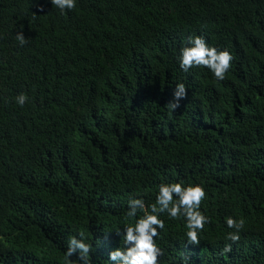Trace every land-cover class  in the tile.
Here are the masks:
<instances>
[{
	"label": "trees",
	"instance_id": "obj_1",
	"mask_svg": "<svg viewBox=\"0 0 264 264\" xmlns=\"http://www.w3.org/2000/svg\"><path fill=\"white\" fill-rule=\"evenodd\" d=\"M196 36L233 56L223 81L180 67ZM172 183L204 188L210 222L193 245L159 214L158 264H264V0H0V264H83L81 233L115 264L129 201Z\"/></svg>",
	"mask_w": 264,
	"mask_h": 264
},
{
	"label": "clouds",
	"instance_id": "obj_2",
	"mask_svg": "<svg viewBox=\"0 0 264 264\" xmlns=\"http://www.w3.org/2000/svg\"><path fill=\"white\" fill-rule=\"evenodd\" d=\"M55 7L61 12L65 9L72 10L76 6V0H52ZM16 39L23 46L28 40L21 32ZM188 43L191 46H185L181 49L179 62L183 71L187 72L193 67H205L211 70L218 81H223L229 72L233 56L228 51H218L215 47H209L205 39L201 36L190 37ZM174 101L167 107L175 111L180 107L179 101L187 97V90L184 84H178L175 87ZM28 97L21 94L16 97L17 103L23 107ZM206 193L202 186L183 187L181 183L161 184L156 197V202L146 208L145 201L142 199H131L129 201V211L127 216L137 217L138 212L144 215L136 220L134 226L126 227V235L123 237V243L126 246L110 253V260L115 264H158V258L163 255V251L156 245L155 239L159 236V230L164 229V221L159 218V214L167 213L170 218L178 219L181 216L186 220L188 231L186 236L188 242L193 245H199V232L204 230L205 224L209 223V218L199 211L200 205L205 198ZM228 228L235 231L229 232L227 239L232 242L240 240L239 232L243 229L245 221H239L228 217L226 218ZM81 239L71 237L68 243L65 255L71 258L79 252V260L83 264H91L88 259L92 252V246ZM232 251L231 245H225L223 252Z\"/></svg>",
	"mask_w": 264,
	"mask_h": 264
}]
</instances>
